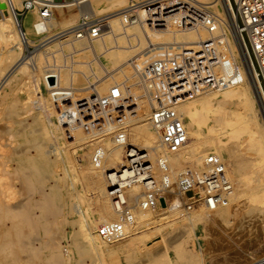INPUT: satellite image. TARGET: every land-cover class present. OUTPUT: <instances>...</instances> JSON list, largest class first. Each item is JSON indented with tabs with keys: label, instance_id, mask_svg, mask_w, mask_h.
Returning a JSON list of instances; mask_svg holds the SVG:
<instances>
[{
	"label": "bare ground",
	"instance_id": "1",
	"mask_svg": "<svg viewBox=\"0 0 264 264\" xmlns=\"http://www.w3.org/2000/svg\"><path fill=\"white\" fill-rule=\"evenodd\" d=\"M23 1L24 0H0V39L4 41V45L6 42L7 45L10 46V52L8 51L9 52L8 55L10 56L11 55L10 53H12L11 57H13L11 58L10 61L7 60L9 64L6 69H4L5 67L3 68L0 66V77L2 75V78L0 80L1 107H4L6 104H8L9 100H11L10 97L12 93L11 91L12 76L15 75V73L21 71L22 73H25L28 76V78H31L30 79L32 80L31 85L35 83L34 84L35 90L38 93L37 96L38 98L39 95L40 97H42L41 100H42L43 108L46 109L48 115L53 116L55 114L56 116L54 106L52 105V100L53 97H55V95L57 94L56 91L58 90V88L64 89L66 87L69 88L73 87V89L76 92L82 93L89 87L92 80L97 79L99 81H102L104 79V78H100L101 76L99 75L102 74L101 68L104 67V70L105 69L107 70V68H105L104 63L102 62L101 55L99 56L100 54L99 51H101L103 58H105L110 62V66L107 67L110 69L112 68V71H116L114 74H109L110 72L109 73L107 72L108 74H106V72L103 71L106 74L103 75L108 77L107 79L110 78L113 81H117L118 77L124 78V81L126 80L128 82L136 80L134 83L131 82L132 83L131 86L134 87L136 97L138 98L137 96L139 93L138 89L140 88L137 85L138 83L137 79L134 78L132 75L131 76L128 75L122 70V67L130 59H132L135 55H137L145 47L146 42L148 41V36L145 34L141 26L132 24L127 29L122 28L121 13L124 11V9L128 6V4L132 0H94L93 3H90L91 2L90 0H74V1L72 0V1L62 2L64 3V8L61 10V14H62L61 16L63 20L60 26L59 25L56 26L52 24L50 25V27L45 28L47 34L43 36L45 38L42 41L44 42V45L43 46L41 45L43 48L44 47L45 48L32 57L26 55L23 50L27 46H32V47L35 46L34 45L35 40L33 36L36 35L37 32H41L44 28H42V26L37 25L38 14L35 10H31L27 14V16L23 19L26 25L25 28L26 32L24 31L25 37L22 36L20 31L22 18L21 16H19L16 10L22 7ZM199 1L208 4L216 12V14H218L224 20H227V22L229 23V30H230L229 45L232 51L236 52L235 51L236 48L239 47L238 42L242 43V38H241L242 35L234 30L235 28L237 29L239 21L236 11H234L232 7L233 4L232 0H199ZM79 13H82L80 15H83L86 18L92 17L93 15L96 16L97 14H102V16H100L101 20H103L105 24L109 25V27L111 28L110 34L105 35L103 38L98 39L94 43H90L89 45L85 40L82 39L70 38V37L64 38L61 37L62 34L56 35L71 27L76 22L78 17H80ZM232 35H234L235 37H233ZM173 36H174V40L187 39L188 41L191 40V42H195L200 36L205 38L207 36V32L201 31L200 34L198 33L150 34V38L152 39L153 42H159L161 40H163V42H166V40H169L171 37L173 38ZM134 42H136V44ZM7 47L5 46V50ZM51 48L55 50L49 51L48 49ZM71 49L73 50V53L70 56H68L66 54V51H69ZM22 51L24 52V54L21 55ZM30 62L31 64H29ZM1 64L2 63H0V65ZM94 64L95 66H97L96 68L97 71H95L93 67ZM29 65H31V67ZM115 66L118 67L114 69ZM47 69L55 71V73L51 74V79L50 76H46V74L49 72ZM89 69L93 71L92 77L89 76V74L87 75L86 73L87 70ZM40 81H43L46 87L48 88L50 87L51 90L50 91L47 90L48 96H45L44 94L41 93L39 89ZM108 86H109V81L104 80V82L100 86L101 91H106ZM5 88H9V90H6ZM137 104H138L137 110L136 113H134L137 114V116H135V118L133 116H129L125 121V123H123L126 124L128 122L133 121L135 122V125L133 123L135 128L131 129L130 127H128V129L125 132L120 131L121 133L119 134L114 133L116 135H112L113 133L111 132L112 134L109 133L110 135H105L104 139L103 137L102 139L101 138L99 139V135L101 133L107 134V132H110L115 128L107 127L101 130H93L89 135L83 136V138H87L89 136L96 137L93 143V145H95L93 148L94 150L92 151V153L94 154L91 155L92 154L91 151H88L87 154L85 152V156H86L85 160L87 158L90 159L93 158L91 161L92 166H88V168L91 172L100 176L98 177L90 174L86 170V168L80 164L83 171L82 174L84 175V177H86L84 179H86L87 182L91 184V186L92 184L97 185L96 189L94 188V186L96 185L93 186V188L96 190L93 194L96 199L94 200L100 203V212L98 213V215H100L99 219L92 218L93 216L88 217L85 215L86 216L85 217L81 213V211L79 213L81 219H86L88 221L89 224L88 235L91 244L99 249V253L101 254V256L102 255L104 256L108 252L110 254V252H112L113 250H115L114 252L116 253V249H113L115 245L118 246L125 242L126 244L129 243L131 245L130 242H134L135 240L137 241V239L146 237L150 232V230L147 229L150 225H154L155 223L157 225L158 222L159 223L161 221L163 222V220L164 221L168 220V222L166 221L167 223H174L175 221L185 222L189 227L185 230L184 234L181 233L182 234L181 236H183L184 238L182 237V240L180 241V240H176V238L178 239V236H176L174 241L176 242L175 243L176 245L173 248L177 252V257L180 259L181 264H204L203 263L204 259L202 260L200 256L197 257L194 254L187 253L185 247L183 246V241L188 236L194 233L195 226L198 223L205 222L207 218L211 217L212 214L210 215V209H216L215 213L217 214V217L220 216L222 218L227 219V217L230 218L229 209L231 210L230 207L233 203L237 204L238 207H241L237 202L240 199H242V197H245L247 199V203H249L247 208H245L246 210H244L245 212L247 211L249 214H251L253 211L256 212L255 210L261 211L260 209L261 204L264 205V99L260 90L259 82L256 77H254L249 73L248 70H246V73L245 70H241L238 78V82L235 86L222 89L219 91L202 94L182 103L179 106L178 111L184 118L186 129L188 132V140L184 144V146L177 152L168 153V154L162 153L163 154L162 159L166 163L165 166L159 165V158H160L159 155H161V150L158 148L157 134L153 130L150 122L149 101L146 99V97H144V95H142L141 97L138 98ZM259 108L261 110H259ZM39 123L36 121L34 122V124H37L38 126ZM42 123H44V120H42ZM45 123L44 126L48 127L47 126L48 123L46 124ZM130 126H132V124ZM52 128L53 129H49L48 131L51 132L50 134H52V132L56 133L58 131L61 132V134L63 135L64 131L60 128V126L57 125ZM19 132L20 131H18V133ZM59 136L57 135L58 138H61V135ZM73 136L75 137L74 139H77L76 137L78 136V134L76 133V130L74 131ZM60 141L61 140L59 139V142ZM54 143L56 144V142ZM35 144L36 143H34L33 145ZM72 145H74V143L71 144L70 146ZM128 146H137L140 148L148 149L150 151V159L155 164V174L157 178V183L161 190H167L168 192H170L171 190L168 189V187H171L172 183L174 184V182L178 179V177L181 176V174H183L186 171L187 167H192L195 169L204 167L206 157L210 152L216 153L218 157H221L223 159L225 163V170L227 172L229 179L233 184V189L231 192L225 194L222 200L220 201V203L217 204L214 208H212L208 204H201L193 212L192 211L188 212L187 209H181L179 207L178 198H171L170 195L169 196L165 195L161 197L160 204L158 205V207L153 209L151 207L145 208L144 206H140V205L135 206L132 217L123 219L120 217L121 215L118 213L115 205L112 202V199L109 196V192L107 190L108 187L107 183L110 177L109 174L112 171L119 169L120 167H122V165L125 164L126 162L125 152H126V147ZM55 147L58 148H53L52 146V148L54 149V153L56 155L55 157L56 161L57 160L61 162H63V160L65 161V158L64 159L62 157L59 158L60 153L58 152L61 151L59 149L60 146L55 145ZM66 153L64 154V156L66 155ZM49 160L56 162L53 159H49ZM28 162H29V158L26 160V163ZM55 165H57V162L55 163ZM17 170H18L17 173L21 175L22 178L24 176L26 184H28V186L32 188L34 186V183H33V178L29 174L31 170L27 169V172L29 171L27 173L23 162L19 164ZM25 172L27 173L26 175H24ZM36 172L37 171H35V174L37 175ZM41 179L43 178H39V180ZM60 179L61 177L57 178V180ZM43 182H45V180ZM28 190H30V188ZM40 192H42V190ZM141 192L142 189L140 188H134L129 190L128 200H127L128 203L130 204L131 202H134L137 196ZM42 194H44V192H42ZM60 195L61 194L59 190H57L54 193V197L56 198H59ZM44 198L46 201L51 200V195L49 194V192L47 193L45 192ZM35 201L37 202V204H39V206L40 205L42 206L44 205V203L45 204L47 203L46 201L45 202L42 201V203L44 202L43 204L38 200ZM35 201L33 202L36 203ZM34 203H32L31 205L32 207L35 206ZM24 205H26V203ZM29 205L30 203L28 204L26 209L23 210V212H21V208H22L21 206L17 208L18 211L20 210L21 212V215H19L20 219L21 221L24 222V223L22 222L21 225L22 231L19 232L18 234L19 237L29 236L28 229L31 228L30 230H32V227H34L33 229L36 230L35 226H37V223L39 222L38 220H40L41 222L42 221L41 219L44 220L46 217L48 218V216L51 213L50 210L44 205L43 207L44 210L43 209L42 210L45 212V215L38 217L39 219L37 217L35 218L31 214L30 211L31 206L29 207ZM242 205L244 204L242 203ZM78 207L79 206H77V208ZM98 221L100 223H98ZM117 222H121L120 224H122L123 227V233H122L123 236L119 239L116 240L105 239L102 235H100L101 232L99 231L100 232L99 234V232L97 231V229L100 226L103 227L106 224L117 223ZM44 231H46V229ZM100 236H102L105 240H103ZM181 236L179 237V239L181 238ZM89 238H87V240ZM32 241L34 240L32 239ZM126 244L123 245L124 247H121L120 249L121 250L127 249L126 253H129L128 251L135 250V246L137 243L131 247H126ZM35 246L38 250L40 251L46 250L47 252L48 247L46 244L43 245L42 241H39ZM151 246L152 245H150V247ZM91 248L92 247H90V249ZM53 249L55 251H52L47 256V259L49 261L59 259V257H61V255L63 254L64 255L68 254V247L66 246V244L65 245L61 243L55 244V247ZM18 254L16 255V257L18 256ZM114 254L113 255L110 254V255L113 257L115 256ZM160 257H166V259H168L167 255L164 254V252ZM253 264H264V261H256Z\"/></svg>",
	"mask_w": 264,
	"mask_h": 264
},
{
	"label": "built area",
	"instance_id": "2",
	"mask_svg": "<svg viewBox=\"0 0 264 264\" xmlns=\"http://www.w3.org/2000/svg\"><path fill=\"white\" fill-rule=\"evenodd\" d=\"M62 2L66 0H24L21 9H17L22 23L29 11L35 10L37 25L44 28L37 32L40 41L32 49H43L44 42L41 41L47 34L45 28L52 24L60 26ZM234 4L239 21L234 30L242 35V43L238 42L236 52L229 45L227 20L199 0H132L121 13L123 29L136 24L148 36L145 47L122 70L137 79L138 92L149 101L150 122L161 150L160 166L166 164L162 153L177 152L188 140L184 118L178 111L182 103L235 86L241 70H248L257 78L264 99V0H234ZM20 31L25 37L22 24ZM110 31L101 18L80 16L71 27L56 35L82 39L89 45ZM201 31L207 32V36H200L195 42H153L150 38V34H200ZM50 69L46 76L51 79L55 71ZM102 78V81L92 80L82 93L73 87L56 91L52 101L66 138H73L76 129L91 133L112 127L125 132L123 123L136 113L139 97L128 81ZM104 80L109 81V86L106 91H101ZM47 89L51 90L50 87ZM125 157V164L109 174L107 183L109 196L123 219L132 217L135 206L158 207L161 197L168 195L167 190L158 186L155 164L148 149L128 146ZM134 188H140L142 192L134 203L129 204L128 192ZM174 189L179 207L190 211L201 204L214 208L232 191L233 184L223 159L216 153H208L204 167H187L176 180ZM120 223L101 227V235L108 240L121 238L123 227Z\"/></svg>",
	"mask_w": 264,
	"mask_h": 264
},
{
	"label": "rangeland",
	"instance_id": "3",
	"mask_svg": "<svg viewBox=\"0 0 264 264\" xmlns=\"http://www.w3.org/2000/svg\"><path fill=\"white\" fill-rule=\"evenodd\" d=\"M56 1L61 2L63 0H56ZM66 1H72V0H66ZM90 1H91L90 3L94 2V0H90ZM232 3H233L232 4L233 9L234 11H236L234 0H232ZM80 14L82 13H79V16H83ZM97 15L96 16L93 15L92 17L89 18L96 19V18H101L100 16H102V14H97ZM21 24L23 25V29L26 30L25 23L21 22ZM232 36L235 37L234 35ZM33 38L35 40L34 45H36L40 41V39L37 35H34ZM171 41H174V36L173 38L171 37L169 40H166V42H171ZM177 41L191 42V40L188 41L187 39L184 40L178 39ZM159 42H163V40ZM134 43L136 44V42ZM0 44H1L0 63H2L0 66L3 68L5 67L4 69H6L9 64L8 61H10L11 58L13 57H11L12 53H10L11 54L10 56L8 55L10 52V46L7 45L6 42L4 45V41L1 39H0ZM43 45L44 43L42 44V46ZM5 46L6 47L9 46V47H7L5 50ZM43 49L40 48L36 50V48L32 49V46H27L26 48H24L23 51L25 52L26 55L32 57ZM48 50L54 51L55 49L51 48ZM23 51L21 52V55L24 54ZM72 53H73L72 49L66 51V54L68 56H70ZM99 53H100L99 56L101 55L102 57L101 59L102 62L104 63L105 68H107V70L106 69L104 70V67L101 68L102 74L99 75L101 76L100 78L104 77L103 74L105 72L106 74H108L109 72H110L109 74H114L116 71H112V68L111 69L108 68L110 66V62L105 58H103L101 51H99ZM29 64H31V62ZM29 66L31 67V65ZM93 67L95 71H97L96 70L97 66H95V64ZM117 67L118 66H115L114 69ZM86 73L87 75L89 74V76L92 77L93 71L89 69L87 70ZM1 78L2 75L0 77V80ZM30 79L31 78H28V76L25 73H22L21 71L15 73V75H13L11 79L12 93L10 97L11 100H9L8 102L10 106L8 104H6L4 107L0 106V244H1L0 264H21V263L22 264H54V263L55 264H59V263L60 264H181L180 259L177 257V252L173 247L176 245L175 244L176 242H174L176 236H178V239L176 238V240L181 241L183 237L181 236L182 235L181 233L184 234L185 230L189 227L185 222L175 221L174 223H167L168 220L165 221L163 220V222L162 221L160 223L158 222L157 225L156 223L154 225H150L147 228L150 230L149 234L146 237L137 239V241L135 240L137 244L134 241V242H130L131 245L128 242H127L128 244H126L125 242L118 246L115 245L114 246L115 248L113 247V249H116V253L114 252L115 250L110 252L111 255L115 253L114 254L115 256L113 257L109 254V252L107 253L109 255L106 254L104 256L103 255L101 256V254L99 253V249L91 244L88 235V227H89L88 221L86 219H81L79 213L81 211V213L84 216L85 215L88 217L93 216L92 218L99 219L100 215H98V213L100 212V203L95 201L96 199L93 194L96 191L95 189L97 188V185L94 184L96 185L94 186L92 184L91 186V184H89L87 180L84 179L86 177H84V175L82 174L83 171L81 165H83L90 174L100 177L99 175H96L95 173L91 172L88 168V166H92L91 161L93 158L91 159L87 158L85 160L86 158L85 152L86 154L88 151H91L92 153V151L94 150L93 148L95 145H93V143L96 137L89 136L87 138H83V136L90 134V132H88V130L86 129L84 130L76 129V133L78 134V136L76 137L77 139H74L75 138L74 136L73 138H66L65 133H63L62 135L61 132L58 131L56 133L52 132V134H50L51 132H48L49 129H53L52 127H55L57 125L60 126L56 119L57 111L54 107L56 116L55 114L53 116L48 115L46 109L43 108V104L41 100L42 97H40L39 95L38 98L37 96L38 93L35 90V85H34L35 83L31 85L32 80ZM118 80H124V78L118 77L117 81ZM43 81H40L39 89L42 94L48 96L47 95L48 89ZM135 81L133 80L131 82L134 83ZM131 82L129 81L130 84H132ZM5 89L9 90V88H5ZM140 93L141 92L138 93L137 95L138 97H141L143 95L142 93L141 94ZM52 105H53V101H52ZM259 110L261 109L259 108ZM16 114L18 115V117ZM135 116H137V114L133 115L134 118ZM42 120H44V123L45 122L48 123L47 125L48 127L44 126ZM47 120L50 122V124ZM35 121L38 123L40 122L39 126L37 124H34ZM133 123L135 125V122L133 121L126 123L125 124L126 130L128 129V127H130L131 129L135 128ZM131 124L132 126H130ZM60 128L62 129L61 126ZM18 131L20 132L18 133ZM109 133L112 135H116L114 133L119 134L121 132L116 131L115 128L112 131L107 132V134L101 133L99 135V139L100 138L102 139V137L104 139L105 135H110ZM57 135L58 136L61 135V138H58ZM59 139L61 140L60 142ZM54 142H56V144ZM34 143L36 144L33 145ZM73 143L75 147L74 145L70 146ZM55 145L60 146L59 149L61 151L58 152L60 153L59 158L61 157L63 159L65 158V161L64 160L63 162L58 160L56 161L55 158L56 155L54 153L53 148H58V147H55ZM65 150L67 153L65 152ZM65 153H66L65 155L66 157L64 156ZM93 154L94 153H92L91 155ZM28 158H29V162L26 163V160ZM49 159H53L54 161H56L57 165H55L56 162H53ZM21 162L24 163L26 172L27 169H30L31 171L33 170L32 172H34L32 173L31 171L30 172L28 171L30 176L33 178L34 186L32 188L29 187L28 184H26L24 176L22 178L21 175L17 173L18 172L17 168ZM34 170L37 171L36 172L37 175L39 173L38 176L40 175L41 176L38 177L35 174ZM26 172L24 175L28 173ZM58 177H61V179L57 180ZM39 178H43L45 182H43L44 181L43 179H41L42 181L39 180ZM175 183L176 181L174 182V184L173 183L171 184L172 185L171 187H168V189L171 190L170 192H168V196L170 195L171 198H177L174 193ZM88 186L90 189L88 188ZM93 186L95 189L93 188ZM23 188L26 190H24ZM29 188L30 190H28ZM41 190L42 192H44V194L45 192L46 193L49 192L52 201L51 200L46 201L44 198V194L40 192ZM57 190H59L61 194L59 198L54 197V193ZM35 200H38L41 203L42 201L44 202L46 201L49 206L47 205V203L46 204L44 202L43 203L50 210L51 213L48 216V218L46 217L44 220L41 219L42 220L41 222L40 220H38L39 222L37 223V226H35L36 230L33 229L34 227H32V230H30L31 228L28 229V234L30 237L29 236L19 237L18 234L19 232L22 231L21 225L23 222L21 221L19 215H21V212H23V210L26 209L29 203H30L29 205L30 207L32 203H34L33 201ZM25 203L26 205H24ZM132 203L134 202H131L130 204ZM237 203L241 207H238L237 204L233 203L230 207L231 210L229 209L230 218L227 217V219L222 218L220 216L217 217V214L215 213L216 209H210V215L212 214L211 217L207 218L205 222L198 223L195 226L194 233L188 236L183 241V246L185 247V250L187 251L188 254H194L197 257L200 256L202 260L204 259L203 262L204 264H253L256 261H264V214H263L264 205L261 204V208H260L261 211L255 210L256 212L253 211L251 214H249L247 211L246 212L244 211L246 210L245 208H247L249 204L247 203V199L245 197H242V199H240ZM242 203L244 205H242ZM34 204L35 206L33 207L31 206L30 209L33 217L38 218L40 216L45 215V212L43 211L44 205L42 206L40 205L41 206L40 207L39 204H37V202ZM20 206L22 207L21 212L20 210L18 211L17 209ZM77 206H79L78 207L79 209L77 208ZM235 207L238 209H236ZM53 209L55 210V212ZM190 211L193 212L194 210H190ZM230 213L231 215L233 214L234 215L231 216ZM98 223L100 222L98 221ZM163 223L166 225H164ZM183 224L185 225V227ZM101 227L102 226H100L97 229L98 232L101 230L100 229ZM43 229L44 230L46 229V231H44ZM168 234L170 237L168 236ZM180 236L181 238L179 239ZM100 237L103 240H105L102 236ZM31 238L34 241H32ZM87 238L89 239L87 240ZM21 239L23 243L21 242ZM166 239L167 240L169 239L168 242ZM39 241H42L43 245L44 244L47 245L48 247L47 252L46 250L40 251L36 248L35 245ZM54 243L55 244L61 243L63 245L66 244V246L68 247V254L64 255L62 253L63 255H61L59 259L49 261L47 259V256L52 251H55L53 249L55 247ZM125 244L126 247H131L134 244H136L135 250L134 251L130 250L128 251L129 253H126L127 249L121 250L120 248L124 247L123 245ZM150 245L152 246L150 247ZM90 247H92L91 248L92 250L90 249ZM32 252L35 254H33ZM163 252L164 254L167 255L168 259H166V257H160L162 256ZM17 254L18 256L16 257Z\"/></svg>",
	"mask_w": 264,
	"mask_h": 264
},
{
	"label": "water",
	"instance_id": "4",
	"mask_svg": "<svg viewBox=\"0 0 264 264\" xmlns=\"http://www.w3.org/2000/svg\"><path fill=\"white\" fill-rule=\"evenodd\" d=\"M163 202V201H162ZM164 203V202H163Z\"/></svg>",
	"mask_w": 264,
	"mask_h": 264
}]
</instances>
